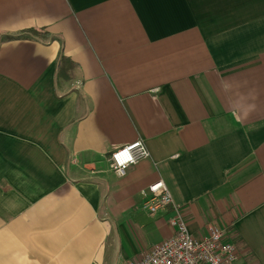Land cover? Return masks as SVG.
Listing matches in <instances>:
<instances>
[{
	"label": "crops",
	"instance_id": "1",
	"mask_svg": "<svg viewBox=\"0 0 264 264\" xmlns=\"http://www.w3.org/2000/svg\"><path fill=\"white\" fill-rule=\"evenodd\" d=\"M29 28L53 38L4 39ZM158 181L194 239L264 264V0H0V264L139 258L173 234Z\"/></svg>",
	"mask_w": 264,
	"mask_h": 264
},
{
	"label": "built area",
	"instance_id": "2",
	"mask_svg": "<svg viewBox=\"0 0 264 264\" xmlns=\"http://www.w3.org/2000/svg\"><path fill=\"white\" fill-rule=\"evenodd\" d=\"M127 150V158L122 153ZM150 156L143 140L122 145L110 154V167L117 176H124L129 166ZM142 208L150 214L172 209L169 224L173 234L153 245L139 258L126 264H243L237 245L228 240L224 229L210 226L209 233L201 240L190 234L187 224L164 182L158 181L142 191Z\"/></svg>",
	"mask_w": 264,
	"mask_h": 264
},
{
	"label": "trees",
	"instance_id": "3",
	"mask_svg": "<svg viewBox=\"0 0 264 264\" xmlns=\"http://www.w3.org/2000/svg\"><path fill=\"white\" fill-rule=\"evenodd\" d=\"M24 37H43L53 38V36L45 31L43 28H29L21 33L14 35H6L4 39H17ZM78 64L73 61L69 56H66L61 51L56 61L55 67V80L69 81L73 78L74 72L77 69Z\"/></svg>",
	"mask_w": 264,
	"mask_h": 264
},
{
	"label": "snow or ice",
	"instance_id": "4",
	"mask_svg": "<svg viewBox=\"0 0 264 264\" xmlns=\"http://www.w3.org/2000/svg\"><path fill=\"white\" fill-rule=\"evenodd\" d=\"M121 155H123V156H125V157H127V158H129V159H130V157H128V156H127V150H125V152H124V153H122Z\"/></svg>",
	"mask_w": 264,
	"mask_h": 264
}]
</instances>
